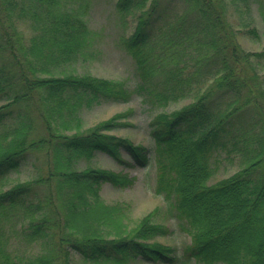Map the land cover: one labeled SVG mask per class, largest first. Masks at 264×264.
<instances>
[{"label":"trees","instance_id":"16d2710c","mask_svg":"<svg viewBox=\"0 0 264 264\" xmlns=\"http://www.w3.org/2000/svg\"><path fill=\"white\" fill-rule=\"evenodd\" d=\"M147 1L150 7L144 9ZM227 1L183 0L185 8L174 15L176 26L163 21L168 13L159 8V0H115L114 7L122 15L138 12L134 30L121 38L141 78L134 91L153 93L165 102L192 88L183 74L206 69L204 76L212 77L213 86L190 104L149 121L155 192L190 235L186 258L201 264H264V111L254 108L259 110L250 117L251 132L242 126V114L264 91L247 61L263 52L246 51L237 43L225 18ZM258 5L264 21V0ZM89 6V0H0V125L5 126L0 134V176L17 169L27 149H44L50 160L46 175L0 191V223L8 221L7 235L16 230L10 221L16 215L20 223L26 219L21 237L41 240L43 248L27 258L14 255L5 249V231L0 228V264H73L72 253L94 264L180 262L172 246L146 240L168 234L169 227L152 222L149 213L125 231L119 205L103 202L102 183L128 186L134 177L100 167L68 169L72 161L97 151L122 165L146 167L150 162L146 146L108 132L127 124L117 119L124 113L85 131L61 132L79 127L82 107L128 101L134 92L120 80L70 71L72 64L87 57L93 43L84 16ZM20 22L27 24L29 36ZM181 40L187 42L179 47L184 56L194 60L192 70L175 62L173 46ZM169 46L173 67L165 65ZM164 68L169 76L159 83L157 72ZM211 88L221 92L218 96L227 95L225 107L215 96L211 99ZM19 102L27 106L13 107ZM28 105L36 109L46 132L29 141ZM248 131L251 135L246 136ZM242 144L248 154L245 165L208 184L211 155L228 145L229 151L238 150ZM104 228L114 236L107 237Z\"/></svg>","mask_w":264,"mask_h":264},{"label":"rangeland","instance_id":"374dc122","mask_svg":"<svg viewBox=\"0 0 264 264\" xmlns=\"http://www.w3.org/2000/svg\"><path fill=\"white\" fill-rule=\"evenodd\" d=\"M90 6L85 13V19L88 27L94 33L93 43L89 47V53L85 59H80L78 62L70 66V71L76 73H90L98 77L115 79L122 81L129 89L135 90L136 85L141 81L136 63L132 54L123 46L122 37H127L134 30L136 23L135 13L119 14L114 7L115 0H89ZM263 0H228L225 18L234 32L235 40L246 51L263 52L259 56L250 55L249 61L252 62V67L249 72L261 79L260 85L264 86V21L259 9V5ZM183 0H159V8L166 10L168 19H163L167 26H176L174 15L185 8ZM149 1L146 2L144 9L149 8ZM20 29L24 35L31 34L26 23H19ZM255 29L256 32L250 31ZM165 41V39H164ZM183 43L173 46L175 50V62L177 65L186 64V71L192 70L191 65H194V60L187 59L183 54ZM169 45V44H168ZM194 46V45H192ZM191 51H195L192 50ZM171 48H166L165 65L173 67L174 60H170ZM196 67V66H195ZM157 72V77L160 81L168 75V70ZM167 70V71H166ZM166 71V72H165ZM198 71H200L198 69ZM209 72L204 69V72L192 74L187 72L183 77H189L192 88L184 92L181 96H175V99L161 101L151 93H138L134 91L128 101H103L93 104L90 107L84 106L79 111L81 122L79 127L65 128L61 132L71 134L73 132L85 131L87 128L94 126L98 122L105 120L117 113H124L117 119L125 122L124 126H115L108 132L118 136L126 137L134 143L142 144L149 149L150 162L146 167L127 166L116 163L108 154L104 152H94L89 157H82L76 161H72L68 169L79 170L85 167H100L113 171H121L128 173L134 177L133 182L128 186H113L108 182L101 185L100 194L103 202L107 205H119L122 213L121 222L122 228L126 231L133 229L139 221L147 214L151 213L150 220L152 222H160L165 224L171 230L166 235H156L155 237L146 238L147 241L157 240L163 244L172 246L175 253L179 256L180 262L175 264H201L194 258H186L184 249L190 243V235L180 222L169 213V205L164 200L161 194L155 192L156 166L153 155V139L149 133V121L158 113L170 114L184 106H187L194 101L204 91L209 89L212 84V77L204 76ZM169 76V75H168ZM179 79V78H177ZM184 80L179 79L181 83ZM246 89V88H245ZM244 89V90H245ZM260 90V89H258ZM211 99L220 103L223 107L225 101L223 99L227 95L218 96L221 94L215 88L210 89ZM244 92V91H243ZM262 96H258L257 101L250 103L248 111L243 115V124L245 128H249L252 117L257 116L259 109L264 111V91ZM223 101V102H222ZM2 103V101H0ZM222 103V105H221ZM27 106L24 102H19L13 107ZM27 110L29 122L32 120L31 129L27 134V141L45 136L44 125L39 117L36 109L32 105H28ZM226 106V104H225ZM224 106V107H225ZM259 108V109H254ZM250 112V113H248ZM248 113V114H247ZM251 115V116H249ZM7 125L11 123V119L6 121ZM256 127L253 130L257 129ZM5 131V126L0 125V134ZM249 131L246 136L251 135ZM7 143V139L3 140ZM231 145L226 149H220L211 155L210 165L212 168L211 176L208 179V184H214L219 180L226 178L245 165V159L248 154L244 150V144L239 146L238 150L229 151ZM26 157L21 162L17 169L11 170L8 173L0 176V191L29 180L37 178L39 175H46L47 167L50 160L47 159L44 149H27ZM19 214V211L15 212ZM21 216V215H20ZM11 223L16 227L14 233L7 235L6 224L0 223L1 230L5 231L4 245L6 250L12 254H19L23 258H27L33 254L39 253L43 248V244L39 241L29 242L21 237L20 227L26 222V219L20 223L16 220L17 216L12 215ZM22 218V216H21ZM104 234L107 237H113L109 228H104ZM71 262L73 264H94L84 262L76 253H72ZM128 264H166L152 262H129Z\"/></svg>","mask_w":264,"mask_h":264}]
</instances>
